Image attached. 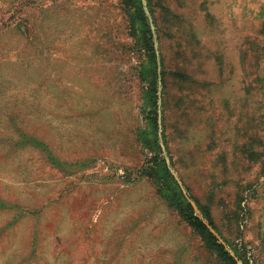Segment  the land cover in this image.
I'll use <instances>...</instances> for the list:
<instances>
[{"label":"rangeland","instance_id":"1","mask_svg":"<svg viewBox=\"0 0 264 264\" xmlns=\"http://www.w3.org/2000/svg\"><path fill=\"white\" fill-rule=\"evenodd\" d=\"M124 3L0 0V264H230L156 161L264 264V0H141L156 74Z\"/></svg>","mask_w":264,"mask_h":264},{"label":"trees","instance_id":"2","mask_svg":"<svg viewBox=\"0 0 264 264\" xmlns=\"http://www.w3.org/2000/svg\"><path fill=\"white\" fill-rule=\"evenodd\" d=\"M124 2L126 11L128 10L129 16L131 19H133V26H135L136 23H139L140 25L142 30V39L144 42L143 45L147 48L146 52L150 65L156 74L157 61L155 47L147 17L143 12L141 0H124ZM156 122L157 117L155 116V118L153 117L152 119V123L156 124ZM141 174L147 175L159 182L164 180V178H167L168 181L166 184H164L165 187L164 185H161L160 191L169 200V203L173 207L180 208L181 214L195 227V229L209 238L210 243L216 247V250L223 259H225L230 264H237V261L234 259V257L228 250H226V246L219 242L217 236L210 230L208 225L198 215L195 214V210L191 203L187 200L184 201L182 198L183 195L177 191L175 187L169 186L170 180L171 178L173 179V177L165 161H162L161 164H158L156 161L155 166L144 165L143 169H141Z\"/></svg>","mask_w":264,"mask_h":264}]
</instances>
